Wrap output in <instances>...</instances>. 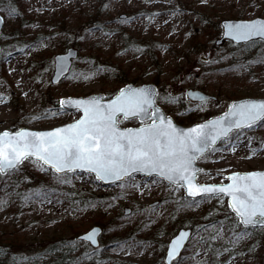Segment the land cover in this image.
<instances>
[{
	"label": "rangeland",
	"instance_id": "1",
	"mask_svg": "<svg viewBox=\"0 0 264 264\" xmlns=\"http://www.w3.org/2000/svg\"><path fill=\"white\" fill-rule=\"evenodd\" d=\"M93 1L27 0L22 24L0 8V132L76 120L81 113L61 109L59 98H110L130 82L155 83L157 102L182 125L219 115L232 100L264 97V45L246 50L232 41L215 43L223 18L264 17V0H111L100 8ZM92 13L103 22L100 28L86 24ZM69 46L78 48V56L70 73L53 84V55ZM189 88L214 97L191 100ZM193 115L198 119L191 121ZM215 147L198 160L199 182H227L232 171L264 169V122L235 130L230 145ZM3 176L4 239L40 248L59 237L77 239L94 225L104 229L98 248L77 239L70 243L72 262L51 257L43 264H165L167 243L180 227H191L193 235L172 264H264V228H245L224 195L190 199L183 188L140 174L107 185L83 171L57 177L31 160ZM26 189L33 193L22 197ZM243 232L250 236L237 240Z\"/></svg>",
	"mask_w": 264,
	"mask_h": 264
},
{
	"label": "snow or ice",
	"instance_id": "2",
	"mask_svg": "<svg viewBox=\"0 0 264 264\" xmlns=\"http://www.w3.org/2000/svg\"><path fill=\"white\" fill-rule=\"evenodd\" d=\"M225 27L227 35L237 41L264 38V20L229 23ZM158 95L148 87L128 86L107 103L102 102L103 97L62 100L61 109L66 105L75 107L82 113L79 119L51 131L0 133V174L31 160L57 177L76 170L94 173L104 182L123 181L134 173L155 175L177 189L184 188L193 199L205 194L226 195L239 223L245 228H264V172L234 173L227 177V185H200L197 176L202 169L195 166L197 160L216 150L217 141H228L230 145L234 129L264 122V100L233 103L222 116L183 129L157 107ZM163 99L176 102V98ZM121 117L126 121L136 119L139 125L122 128ZM96 234L93 229L83 239L95 243ZM247 236L250 233H240L237 240ZM187 238L188 233L182 232L171 242L169 264L180 254Z\"/></svg>",
	"mask_w": 264,
	"mask_h": 264
},
{
	"label": "water",
	"instance_id": "3",
	"mask_svg": "<svg viewBox=\"0 0 264 264\" xmlns=\"http://www.w3.org/2000/svg\"><path fill=\"white\" fill-rule=\"evenodd\" d=\"M121 17H124L125 14H121L120 15ZM0 20H2V22H0V34H1V31H2V28L4 26V23H5V17L3 16V14L0 13ZM253 20H264V17L263 16H255L253 18H223L221 20V26H222V33H221V36L216 40V43L217 44H220L222 43L224 40H231L235 43H244V42H248L250 40H240V41H237V40H234L232 37H230L229 35H227V28L225 27L226 24H236V23H242V22H248V21H253ZM254 39H260V37H256V38H253L251 40H254ZM261 39H264V38H261ZM1 49H2V46L0 44V53H1ZM78 48H76L75 46H69L66 48V50L64 51H60V52H56L53 56V70H52V74H51V83L55 84V83H58L60 82L66 75H68V73L70 72L71 70V67L73 65V60L75 58H77L78 56ZM128 86H131L133 88H140V87H148L150 89H154L157 93H158V87L155 83H143V84H139V85H136L132 82L130 83H127L125 85H123L121 88H125V87H128ZM120 88V89H121ZM119 89V90H120ZM118 90V91H119ZM117 91V93H118ZM116 93V94H117ZM116 94L110 98H106L104 96V94H101V93H93V94H89V95H85V96H63L61 98H59V102L62 101V100H67V99H88V98H91V97H103V103H107L109 100L113 99ZM186 94L187 96L192 99V100H195V101H204V100H208V99H211L213 98L214 96L201 90V89H197V88H189L187 89L186 91ZM246 100H264V97L263 98H259V97H244V98H241V99H235V100H232L230 105L233 104V103H239V102H242V101H246ZM60 105V104H59ZM229 105V106H230ZM228 106V108H229ZM157 107H159V109L164 113L165 116L167 117H170L173 121V123L179 127V128H183V129H187V128H191V127H194L195 125L197 124H202V123H205L207 121H210V120H214L216 119L217 117H220L222 116L226 111H228V108L227 110H225L223 113L219 114V115H214V116H211L205 120H201V121H197V122H194L190 125H182L178 122H176L170 115L166 114V112L164 111V109L162 108V106L157 103ZM64 109H69V110H76L75 107H69V106H65ZM82 115V113H81ZM80 115V116H81ZM79 119V118H77ZM75 120L73 121H70V122H66V123H63V124H60V125H57V126H54L52 128H46V129H35V128H30V127H26V126H21L19 129H15V130H8V129H5V130H2L0 133L4 132V131H10V132H15L17 130H27V131H51L55 128H59V127H63L67 124H70V123H73ZM138 125H135V126H121L122 128L124 127H137ZM236 130V129H234ZM233 130V131H234ZM220 141H217V144L219 143ZM196 167L200 168V169H203V167L196 161V164H195ZM19 167V166H18ZM16 169V168H15ZM11 170H14V169H11ZM11 170H8L7 173ZM77 171H82V170H77ZM250 172H264V169H253V170H247V171H232L230 173L227 174V177L234 174V173H241V174H245V173H250ZM200 173V172H199ZM198 173V174H199ZM94 174V173H93ZM134 174H141V175H145L146 177H150L144 173H134ZM95 175V174H94ZM155 176V175H153ZM126 178V177H125ZM102 184H110V183H115V182H104V181H101ZM118 182V181H116ZM167 182V181H166ZM197 183L200 184V185H221V184H224V185H227L230 183V181L228 180L227 182H217V183H211V182H199L198 181V176H197ZM184 195L189 197L186 193V190L184 189ZM206 195H210V194H205L203 196H206ZM226 196V195H224ZM198 197H201V196H198ZM228 198V204L230 203V197L226 196ZM189 198H192V197H189ZM197 198V197H196ZM155 204V203H154ZM232 210V209H231ZM233 211V210H232ZM126 212L128 213L129 212V209L126 210ZM235 213V212H234ZM93 229H96L97 230V234H96V237H95V243H93L92 241H89V240H85L83 239V237H85L88 233H90ZM103 232V228L101 225H94L92 226L91 228H89L87 231L81 233L78 235V238L81 239V240H84L86 242H89L91 243L94 247H98L99 244H100V235L102 234ZM188 233V238L184 241V247L180 250V254L171 261V264L173 263L174 260H176L180 255H181V252L183 251V249L186 247V244L188 243V241L190 240L191 236L193 235V229L191 227H180L178 229V231L172 236V238L169 240V242L167 243V249H166V253L164 255V261L166 264H169V259H168V251H169V245L171 244V242L180 235V233Z\"/></svg>",
	"mask_w": 264,
	"mask_h": 264
},
{
	"label": "trees",
	"instance_id": "4",
	"mask_svg": "<svg viewBox=\"0 0 264 264\" xmlns=\"http://www.w3.org/2000/svg\"><path fill=\"white\" fill-rule=\"evenodd\" d=\"M51 1V0H49ZM96 4L95 7H108L111 0H94ZM93 1V2H94ZM27 0H0V8L3 9L7 14H12L16 16V19L22 24V19L24 18L25 8ZM52 7V6H50ZM14 9V11H13ZM86 20H89L86 22ZM96 13L86 15L85 22L86 24L91 23L93 27H101L103 22ZM216 29V27H215ZM216 40V39H215ZM63 43V41H60ZM59 42V43H60ZM30 43L27 45V49L30 46ZM264 45V40L255 39L246 43L238 44L239 47L247 49H253ZM64 46V45H63ZM62 46V47H63ZM26 49V50H27ZM198 119L197 115L190 117L191 121ZM187 120V119H186ZM182 119V121H186ZM4 176L0 174V181H3ZM2 184H0L1 186ZM32 190L26 189L21 191V196H26L25 194H31ZM33 193V192H32ZM0 195L7 197V193L1 192ZM3 233L0 234V264H43L41 260L47 258H58L59 262L68 263L72 262L74 259L72 257L73 249L70 245L72 241H77L76 237L70 240L63 239L62 237L55 238L53 241L49 242L47 245H41L40 248L34 247H24L22 248V243L17 242L16 239H9L6 236L3 238ZM18 243V244H16Z\"/></svg>",
	"mask_w": 264,
	"mask_h": 264
}]
</instances>
